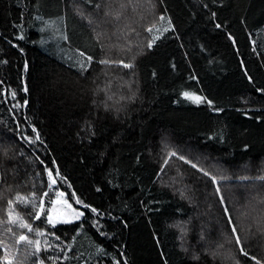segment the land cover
Here are the masks:
<instances>
[{"label":"trees","instance_id":"trees-1","mask_svg":"<svg viewBox=\"0 0 264 264\" xmlns=\"http://www.w3.org/2000/svg\"><path fill=\"white\" fill-rule=\"evenodd\" d=\"M96 3H110L111 12L120 13V19L108 17L106 25L97 27L77 13L79 7L84 16L95 20ZM35 16L43 19L35 20ZM168 20L175 31L164 32ZM44 21L50 26L41 33ZM149 27L151 32L146 30ZM101 31L104 35L98 40L96 32ZM21 34L24 39H17ZM153 36L160 38L147 49ZM102 47L112 58L125 62L135 55V76L120 66L96 63L104 54ZM80 52L94 57L84 76L78 71L85 60ZM0 61H7L0 63V152L9 149L6 169H0V218L7 219L4 209L9 197L17 191L27 195L34 186L45 188L44 167H58L72 185H58L65 198L75 191L86 203L111 211L127 224L102 217V230L109 235L101 237L91 226V213L69 199L88 219L82 217L75 226H57V235L67 244L79 224H84L66 264H96L95 256L90 259L94 244L111 254L102 257L104 264H112V256L121 264L125 259L128 264H164L165 259L167 264H234L236 259L240 264H255L240 255V247L264 264V94L255 91L264 88V0H93L92 4L86 0H0ZM129 80L136 82L129 86L138 88L137 98L126 104L117 119L103 109L105 91L93 96L92 90L113 94L111 104L127 93L123 82ZM183 91L205 96L223 111H212L206 102L197 105L183 98ZM93 100L101 106L95 107ZM85 121L94 124L96 135L91 142L78 135ZM29 125L37 129L43 143L20 139L22 135L35 138ZM169 151L177 156H169ZM19 152L23 155H15ZM179 155L216 175L217 184L178 159ZM109 178L121 187L113 188L107 183ZM9 185L12 191H4ZM97 187L102 191L96 192ZM217 187L224 203L216 194ZM179 192L188 198L182 199ZM148 200L160 201L149 205L159 211L141 206V201ZM15 208L25 216L32 212L23 203ZM178 221H187L185 246L200 253L198 261L191 259V252L181 250L179 229L169 227ZM233 227L241 245L235 243ZM16 232L28 234L21 229ZM0 233V258L6 247L8 259L18 264L25 242L17 245L3 228ZM205 247L217 253L215 258L204 252Z\"/></svg>","mask_w":264,"mask_h":264},{"label":"snow or ice","instance_id":"snow-or-ice-1","mask_svg":"<svg viewBox=\"0 0 264 264\" xmlns=\"http://www.w3.org/2000/svg\"><path fill=\"white\" fill-rule=\"evenodd\" d=\"M215 3L216 0H213ZM86 3L92 4L93 0H86ZM112 5L110 3H96L95 9H96V19L94 20L92 16H84L83 11L77 7V13L81 15L83 18L87 19L89 24L95 23L97 27H101V25H106L108 21V17H112L115 20L120 19V13H112L111 12ZM121 8L125 7V5L121 4ZM207 7V6H205ZM103 10V16H100V12ZM212 16L215 17L216 13L213 12ZM35 20H42L43 18L40 16H35ZM161 21L164 20V16L161 15L159 17ZM21 20H23V13L21 14ZM44 26L39 29L41 33H43L47 27L50 26L49 21H44ZM15 27H21L20 25H14ZM220 24H216V28H220ZM169 29H172L175 31V29L172 26V21L168 20V28L164 29V32H167ZM148 32L152 31V27H149L146 29ZM163 33H161L162 35ZM104 35V33L96 32L97 39ZM62 39L67 40V35H62ZM159 36H153L151 39H149L146 43L147 49H152L155 42L159 39ZM228 40H232L233 37L229 34ZM19 40L24 39V35L21 34L17 37ZM43 43V41H41ZM13 47H17L16 44L12 45ZM21 52H23V49H20ZM130 50V49H129ZM102 52L104 53L101 58L96 60L95 62L99 65L103 66H120L123 69H128L133 76H135V59L136 56L133 55L129 58L127 62H125L123 59L118 58H112L107 52L104 51L102 47ZM137 54H142L141 52H138ZM81 57H85L84 52H80ZM94 57L91 55H88L85 57V60L79 63V73L81 76H84V74L88 71V68L93 64ZM0 63H7V61H0ZM25 70H27V62L24 65ZM173 68H175V65H172ZM107 75V73H105ZM153 77L156 76V73H152ZM245 75L247 76V72H245ZM191 79H196L195 76L191 77ZM249 82H252V78L248 76ZM95 83V81H93ZM109 84L111 81L108 82ZM136 82L134 80H129L123 82V85L125 88H127V93H122L119 95L118 99L114 101V103H108V101L113 100V94H109V92L106 89H93L92 93L93 96H95L97 91H105V100L102 101L103 109L105 112H112L116 118H119V114L126 111V104L133 102L137 98V91L138 88L130 87L129 85L135 84ZM25 92H27V88L24 89ZM257 93L264 94V88L257 87L255 89ZM12 98L15 99V92H12ZM183 98L192 101L193 103L199 105L201 103H207L208 107L216 112L220 113L223 111L221 108L214 107V102L211 99H208L205 96L197 95L195 92H189V91H183L180 94ZM123 101L124 103H121ZM7 102V101H5ZM27 100L24 101V104L27 105ZM93 105L97 108H99L101 105L97 103L96 100H93ZM13 107H19V104L13 105ZM247 115V113H245ZM256 119L259 121V117H256ZM32 127V132L36 133V136L34 139H31L27 135L20 136V139L22 141H26L29 144H33L37 141L40 143H43V141L40 138L39 133L37 132V129L34 126L29 125ZM80 138L82 140L87 139L89 142H91L92 138L95 137L96 132L94 128V124L91 121H85L84 127L80 129V132L78 133ZM210 139L212 137H209ZM221 141H223V137H220ZM249 146L247 144L244 145V149L247 150ZM15 155H23L22 152L15 153ZM15 155L12 157L15 158ZM100 155L103 157L104 153L101 152ZM169 156H177V153L174 151L168 152ZM9 156V149L4 148L2 152H0V169H6V160ZM178 159L183 160L185 163L190 164L192 168L196 169L199 172H202L204 176L209 177L212 184H217V176L210 173L209 171L198 167L196 163H193L191 160L187 159L183 155H179ZM36 160H39L41 164H44L45 162L43 160H40L39 156H36ZM140 163V156L137 155L136 157V164ZM167 159L164 160V164H167ZM53 166L56 164L55 161L52 162ZM14 171V170H13ZM118 174L119 170H115ZM161 171H163V165L161 166ZM43 173H46L47 175V184L45 188L36 190L34 186V190L29 192L27 195L21 194L19 191L16 192L14 197H9L7 199V208L4 209L7 219L0 218V228H3L4 233H10L15 238V242L17 245H19L21 242H25L26 248L23 253V260L19 261L18 264H25L26 261L29 260V258H32L31 264H66V262L70 259L69 252L73 248V243L78 236L82 233L84 229V224L81 222L79 224V227L76 228V234L72 236V241L68 242L67 244L64 243V239L57 235L56 229L58 225H71L75 226L77 222L81 221V218L88 219L86 216L85 211L80 210V208L73 207V204L69 203V199L73 200L76 205H79L82 209L88 211L91 213V226L96 229L97 233L101 237H107L109 234L105 231H103V225L100 224V218L107 217L108 219L116 220L120 223H123L125 227H127V224L125 221H121L119 217H115L112 215L111 211H101L98 207L93 206L89 203H86L84 200H82L75 191H72L71 196L68 198H65V192L61 191L58 187L60 183L67 184L68 188H71L72 185L68 183L67 178L62 175V173L59 171L58 167H49L45 166L43 169ZM37 176H41V173H36ZM157 176L161 175V172L156 173ZM109 177H112V172L109 173ZM261 179H264V177H261ZM107 183L111 185L113 188L121 187L120 184L114 182V178H109L107 180ZM4 191L11 192L12 186L9 185ZM96 192H101L102 188L97 187L95 189ZM217 195H221V189L217 187L215 189ZM53 192L55 195L53 196ZM179 195L182 199H186L184 192H179ZM0 199H3V191H0ZM221 203H224L223 196L221 195ZM23 203L25 205H30L32 208V212L27 213L25 215H21L19 212L16 211L15 205ZM160 201L158 200H148L147 202L141 201V206L147 208L149 212L151 211H159L158 208L153 209L152 207H149V205L152 204H159ZM48 204V207H45V205ZM225 214H228L227 209H225ZM31 221V222H30ZM39 222L40 224H43V227L38 226L34 222ZM229 224H232V220L229 219ZM187 221H178L175 224L169 225L170 228H178L181 235L178 236V240L181 241V250L184 251L186 254L191 252V259L198 261L200 259V253L197 252L194 248L186 247V240L185 235L188 231L187 227ZM16 229L26 230L28 234H34V237L31 235L26 234L25 232H20L17 235ZM2 234V233H0ZM232 235L236 236L235 243L236 245H241L242 240L237 235V228H232ZM51 237V240L49 239ZM204 237L201 236V240H203ZM53 241L57 242L54 243ZM3 244V241L0 240V245ZM64 245L63 248H61V245ZM95 252L93 254H90V259L92 256H95L96 258V264H104L102 257L103 256H109L110 253L105 252L104 248L100 245L94 244ZM217 247H222V245H217ZM55 251V255L49 254L52 251ZM204 252L209 253L210 255L215 258L217 253L212 250L210 251L209 247H205ZM7 248H4L5 256L3 258H0V264H4L5 261H7V264H13V261L11 259H8L7 257ZM240 255H243L245 257H248L250 260L254 261L255 264H261V260L257 259L255 256H249L248 251L244 247H240L239 249ZM121 256H123V253H120ZM230 255V254H229ZM79 256H83V254H79ZM87 264V262H85ZM112 264H121V261L118 260L115 256H112ZM123 264H128L127 260H123ZM164 264H167V261L165 259ZM234 264H240V261L238 259L234 260Z\"/></svg>","mask_w":264,"mask_h":264},{"label":"rangeland","instance_id":"rangeland-1","mask_svg":"<svg viewBox=\"0 0 264 264\" xmlns=\"http://www.w3.org/2000/svg\"><path fill=\"white\" fill-rule=\"evenodd\" d=\"M70 203V202H69ZM74 207V206H73ZM256 222V221H255Z\"/></svg>","mask_w":264,"mask_h":264}]
</instances>
